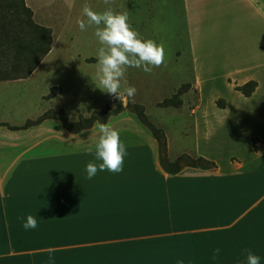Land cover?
I'll list each match as a JSON object with an SVG mask.
<instances>
[{
  "label": "crops",
  "instance_id": "1",
  "mask_svg": "<svg viewBox=\"0 0 264 264\" xmlns=\"http://www.w3.org/2000/svg\"><path fill=\"white\" fill-rule=\"evenodd\" d=\"M182 1L200 87L226 75L264 86V0ZM18 107L0 105V264H247L246 249L264 264V155L245 170L169 173L156 141L129 127L123 171L89 180L99 126L72 139L51 119L24 127L35 117Z\"/></svg>",
  "mask_w": 264,
  "mask_h": 264
},
{
  "label": "rangeland",
  "instance_id": "2",
  "mask_svg": "<svg viewBox=\"0 0 264 264\" xmlns=\"http://www.w3.org/2000/svg\"><path fill=\"white\" fill-rule=\"evenodd\" d=\"M24 2L32 11V20L50 29L51 49L29 76L18 78L24 79L22 83L0 87V105L5 109L19 106L23 114L28 110L35 119L48 110L62 109L69 120L77 121L107 105L114 106L115 97L99 88L97 53L102 45L95 36L96 26L81 31L77 23L86 19L84 6L98 13L111 9L114 13H126L128 23L142 39L163 45L165 64L150 74L142 68H128L120 90L134 86L137 93L133 99L125 96L122 102L116 98L125 110L109 117L106 123L117 130H144L156 141L126 108L128 104L142 105L149 121L163 130L168 161L186 154L214 163L209 169L185 165L179 172L245 170L258 161L260 156L256 152H264V86L257 90L254 80L241 84L226 75L221 77L222 81L206 79L200 87L198 81L202 79L193 67V37L182 0H110L107 5L104 0ZM240 38L234 36L238 47L242 45ZM250 81L255 85L245 94L241 88ZM167 99L176 104H165ZM54 121L59 124L57 130L67 131L59 121Z\"/></svg>",
  "mask_w": 264,
  "mask_h": 264
},
{
  "label": "clouds",
  "instance_id": "3",
  "mask_svg": "<svg viewBox=\"0 0 264 264\" xmlns=\"http://www.w3.org/2000/svg\"><path fill=\"white\" fill-rule=\"evenodd\" d=\"M107 5L110 0H104ZM83 16L86 19L77 21L81 31L95 25V36L102 45L98 49L99 59V88L119 99L121 102L125 96L133 99L137 93L134 86H129L121 92V80L128 68H142L145 73H151L154 68L165 64V49L154 40L142 39L138 32L134 31L128 23L126 13H114L111 9L98 13L89 6H84ZM87 129H81L80 133H72L69 138H80ZM89 154H93L99 163L89 162L86 165V178L91 180L98 171L107 170L118 174L123 171L124 158L127 155V147L121 141L120 133L107 123L99 124V139L94 146L87 148ZM258 156L264 153L256 152ZM25 230L36 229L38 221L35 216L23 215L17 217ZM247 264H260V257L250 250H245ZM220 249L213 251L212 259L216 260Z\"/></svg>",
  "mask_w": 264,
  "mask_h": 264
},
{
  "label": "trees",
  "instance_id": "4",
  "mask_svg": "<svg viewBox=\"0 0 264 264\" xmlns=\"http://www.w3.org/2000/svg\"><path fill=\"white\" fill-rule=\"evenodd\" d=\"M50 29L36 24L32 20V11L24 0H0V81L13 80L29 76L51 49ZM255 83L250 81L241 90L249 94ZM249 87V88H248ZM248 88V90L246 89ZM173 100V99H172ZM165 100V104L172 103ZM176 104L175 102H173ZM121 103L114 98V106L107 105L90 116H80L77 121L69 120L64 110H48L35 120H27L24 127L36 125L44 120H57L70 133H78L81 129H90L95 123H106L109 117L124 111ZM127 109L134 113L141 124L145 125L158 144L159 162L169 173H178L185 166H199L209 169L214 163L204 157L192 159L186 154L179 155L175 160L166 157V138L163 130L155 127L139 104H128Z\"/></svg>",
  "mask_w": 264,
  "mask_h": 264
}]
</instances>
